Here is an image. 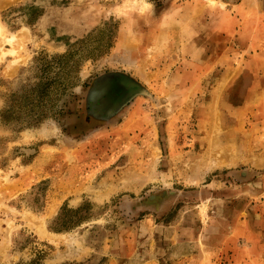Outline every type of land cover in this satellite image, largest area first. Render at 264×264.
<instances>
[{
	"label": "rangeland",
	"instance_id": "obj_1",
	"mask_svg": "<svg viewBox=\"0 0 264 264\" xmlns=\"http://www.w3.org/2000/svg\"><path fill=\"white\" fill-rule=\"evenodd\" d=\"M0 264H264V0H0Z\"/></svg>",
	"mask_w": 264,
	"mask_h": 264
}]
</instances>
